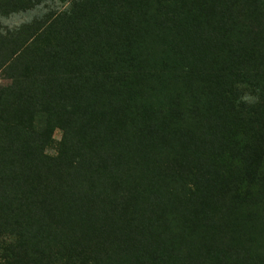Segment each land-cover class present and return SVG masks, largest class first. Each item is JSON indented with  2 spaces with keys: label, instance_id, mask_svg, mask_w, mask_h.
I'll use <instances>...</instances> for the list:
<instances>
[{
  "label": "trees",
  "instance_id": "1",
  "mask_svg": "<svg viewBox=\"0 0 264 264\" xmlns=\"http://www.w3.org/2000/svg\"><path fill=\"white\" fill-rule=\"evenodd\" d=\"M257 1L233 0L242 22ZM144 2L0 32V264H264V38L213 0L145 31Z\"/></svg>",
  "mask_w": 264,
  "mask_h": 264
},
{
  "label": "rangeland",
  "instance_id": "2",
  "mask_svg": "<svg viewBox=\"0 0 264 264\" xmlns=\"http://www.w3.org/2000/svg\"><path fill=\"white\" fill-rule=\"evenodd\" d=\"M82 2L83 0H34L33 6L30 8H26V6H23L18 12L14 14H10L8 17L1 18L0 17V32H5L7 28H13V27H25L28 32L33 33L34 30H38L41 28H44V25L48 23L50 20L54 18L55 14L58 13H66V10L72 5L73 2ZM225 0H213V3L216 7L221 6L226 10V14L229 16V19H226V22H229L227 26V30H224L226 34H228L230 37L235 38L237 36H247L250 35L251 39H260L261 37L264 38V15H263V3L261 0H258V8H257V13L255 12L254 14H248V18L242 22L241 21V16L239 14V10L234 9V4L233 0H227V2H224ZM179 3V7L176 9L175 12L177 13L179 11L180 5L182 2H185L188 4L190 8L195 7V0H145V2L141 5L138 4L135 8H133V13L136 15L135 19L140 20L143 19L142 15L145 17L149 11H156L158 20L156 18L152 17L150 14L149 20H146L144 25L147 30L154 29L156 28L155 24L159 23L162 24H168L172 25L171 23V16H173V10L172 6L174 3ZM246 3V1H244ZM248 5L254 7L253 3H248ZM228 7V8H225ZM182 9V8H181ZM180 9V10H181ZM254 19V21L257 23L259 22L258 25L255 23L251 28H247V22L250 19ZM44 21H48L44 23ZM44 23V24H43ZM48 34V33H46ZM261 38V39H262ZM164 78V77H162ZM167 81L168 84H171V81ZM9 83L8 80H5L0 74V88L5 87ZM164 89H163V96L168 97L171 95L170 93L171 88L169 89L163 82ZM145 99H152V98H145ZM249 101V98L247 99ZM178 105L180 106L179 102ZM251 113H254L252 110ZM54 138V145L52 148L48 150L50 154L55 153V145L57 144V141L61 139V131L59 129H56L53 135ZM245 141L251 143L248 138L245 139ZM244 144V143H243ZM254 145V142H252ZM261 146V145H260ZM261 149V156L259 158V164L255 168V173L256 175H259L263 177V180H261L259 183H261L264 186V146ZM170 152V149H169ZM258 156V155H256ZM259 157V156H258ZM104 161L100 162V166L104 167ZM102 164V165H101ZM236 164V162H235ZM86 165H88V170L90 174H97V170L99 169L98 163L96 165H92L91 163L86 162ZM5 170V168H4ZM101 179L100 176L95 177L96 185L101 183L99 180ZM264 189V188H263ZM96 205L99 207V205L96 203ZM111 264H114V261H112Z\"/></svg>",
  "mask_w": 264,
  "mask_h": 264
}]
</instances>
